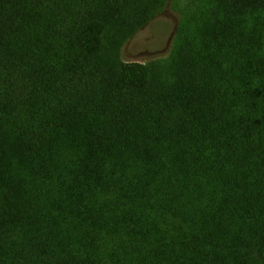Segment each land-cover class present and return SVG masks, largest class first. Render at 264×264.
I'll return each mask as SVG.
<instances>
[{
  "label": "trees",
  "instance_id": "1",
  "mask_svg": "<svg viewBox=\"0 0 264 264\" xmlns=\"http://www.w3.org/2000/svg\"><path fill=\"white\" fill-rule=\"evenodd\" d=\"M0 264H264V0H0Z\"/></svg>",
  "mask_w": 264,
  "mask_h": 264
},
{
  "label": "rangeland",
  "instance_id": "2",
  "mask_svg": "<svg viewBox=\"0 0 264 264\" xmlns=\"http://www.w3.org/2000/svg\"><path fill=\"white\" fill-rule=\"evenodd\" d=\"M178 10L170 2L144 27L136 32L121 49V59L145 63L165 58L170 50Z\"/></svg>",
  "mask_w": 264,
  "mask_h": 264
}]
</instances>
